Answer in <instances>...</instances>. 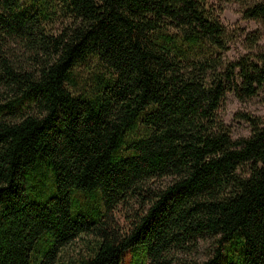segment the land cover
I'll list each match as a JSON object with an SVG mask.
<instances>
[{
  "label": "trees",
  "instance_id": "obj_1",
  "mask_svg": "<svg viewBox=\"0 0 264 264\" xmlns=\"http://www.w3.org/2000/svg\"><path fill=\"white\" fill-rule=\"evenodd\" d=\"M226 46L205 0H0V264H174L204 238L201 264H264V121L232 140L218 115L264 51Z\"/></svg>",
  "mask_w": 264,
  "mask_h": 264
},
{
  "label": "rangeland",
  "instance_id": "obj_2",
  "mask_svg": "<svg viewBox=\"0 0 264 264\" xmlns=\"http://www.w3.org/2000/svg\"><path fill=\"white\" fill-rule=\"evenodd\" d=\"M205 1L218 17L227 34V48L222 54V60L225 63L264 51V26L257 21L245 20L241 16L242 11L255 0ZM218 115L228 128L232 140L247 137L250 128L241 116L248 115L264 121V88H259L252 97L242 100L237 99L232 92L225 93ZM167 182L168 180L163 179L160 181L153 180L152 185L158 187ZM42 190V187L36 185L34 190L30 192V197L43 200L44 193ZM92 197L98 200L97 194ZM83 198H86V195ZM79 203L83 205L84 199L79 198ZM137 209L136 203L131 201L125 206L114 207L110 216L121 229H127L130 217ZM211 250L212 240L204 238L199 241L195 251L189 254H178L174 264H201L207 259ZM131 260V253H126L123 257V264H131Z\"/></svg>",
  "mask_w": 264,
  "mask_h": 264
}]
</instances>
